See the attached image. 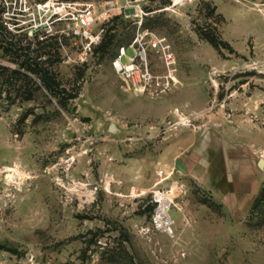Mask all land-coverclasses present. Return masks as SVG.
Masks as SVG:
<instances>
[{"label": "rangeland", "instance_id": "1", "mask_svg": "<svg viewBox=\"0 0 264 264\" xmlns=\"http://www.w3.org/2000/svg\"><path fill=\"white\" fill-rule=\"evenodd\" d=\"M54 1L87 49L0 0V264H264V0Z\"/></svg>", "mask_w": 264, "mask_h": 264}, {"label": "built area", "instance_id": "2", "mask_svg": "<svg viewBox=\"0 0 264 264\" xmlns=\"http://www.w3.org/2000/svg\"><path fill=\"white\" fill-rule=\"evenodd\" d=\"M48 2L44 4H37L39 10L48 8V14L44 23L48 25V22H69L72 25L71 32L74 36L80 37L86 42V49L94 41L92 34L89 31V27L93 22V16L91 10L88 7H69L67 2L62 1L55 2L52 0L51 6H48ZM50 7L52 9H50ZM67 8H70L68 12ZM142 17V15L140 16ZM43 20H33L32 26L34 29H38L42 25ZM142 20L138 21L139 26L141 25ZM41 24V25H40ZM146 33L138 34L133 41L129 44L119 48L117 55L114 60V68L116 73L122 77L124 80L130 81L132 85H136L137 82L141 80V77L146 80L149 76L147 68V57H146V46H151L152 48L163 49V59L168 63H174V56L167 49V46L164 44V38L159 37L153 33H150L148 41H144V35ZM127 48L132 49V54L127 53ZM126 57V61L123 58ZM170 75L172 72L170 71Z\"/></svg>", "mask_w": 264, "mask_h": 264}, {"label": "water", "instance_id": "3", "mask_svg": "<svg viewBox=\"0 0 264 264\" xmlns=\"http://www.w3.org/2000/svg\"><path fill=\"white\" fill-rule=\"evenodd\" d=\"M177 164L180 166L181 169H184V166L181 164V161L178 160ZM259 165L261 166V161L259 162Z\"/></svg>", "mask_w": 264, "mask_h": 264}, {"label": "bare ground", "instance_id": "4", "mask_svg": "<svg viewBox=\"0 0 264 264\" xmlns=\"http://www.w3.org/2000/svg\"><path fill=\"white\" fill-rule=\"evenodd\" d=\"M7 177H10L9 175H7Z\"/></svg>", "mask_w": 264, "mask_h": 264}, {"label": "trees", "instance_id": "5", "mask_svg": "<svg viewBox=\"0 0 264 264\" xmlns=\"http://www.w3.org/2000/svg\"><path fill=\"white\" fill-rule=\"evenodd\" d=\"M129 44V43H128Z\"/></svg>", "mask_w": 264, "mask_h": 264}]
</instances>
